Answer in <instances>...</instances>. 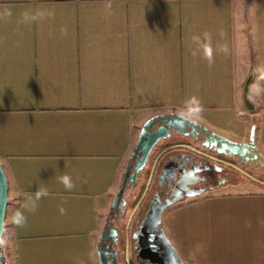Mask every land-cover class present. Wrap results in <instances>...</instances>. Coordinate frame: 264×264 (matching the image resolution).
I'll return each mask as SVG.
<instances>
[{"label": "crops", "instance_id": "crops-1", "mask_svg": "<svg viewBox=\"0 0 264 264\" xmlns=\"http://www.w3.org/2000/svg\"><path fill=\"white\" fill-rule=\"evenodd\" d=\"M204 33L211 64L192 39ZM259 66L264 0H0L7 264H99L98 236L141 125L180 113L190 97L203 108L197 122L233 141L255 122L264 155ZM248 76L251 111L241 99ZM162 226L184 264H264V189L246 181L182 200Z\"/></svg>", "mask_w": 264, "mask_h": 264}, {"label": "water", "instance_id": "water-1", "mask_svg": "<svg viewBox=\"0 0 264 264\" xmlns=\"http://www.w3.org/2000/svg\"><path fill=\"white\" fill-rule=\"evenodd\" d=\"M249 80L250 76L242 84L241 99L245 108L251 111L254 107L249 102L247 95ZM178 115V112L173 111L157 113L147 118L141 125L137 141L130 155V159L124 168L121 184L114 194L108 215L120 208L126 211V197L137 187L140 175L145 170L153 149L173 133L191 139V145L186 148L193 155L203 156L213 162L226 166L228 164L224 159H229L241 166L255 167L257 171L264 172V155L257 151L254 142L255 122H252L249 126L247 140L237 142L209 130L198 122L192 124L190 122L180 121ZM177 147L182 146L179 145ZM167 150L162 151L161 154ZM172 162L173 166L171 168H164L165 171L168 170L169 172L164 171L160 175L161 179L175 177L176 186L171 191L172 198H167L164 202H161L159 197L151 200L142 219L140 221L137 220V226L131 229V238L134 240L133 253L135 252L136 258H140L145 264H184L177 248L164 231L162 214L165 210L181 202L184 198H195L205 191L204 189L192 186L193 181L188 182L183 179V174L194 176L199 171L197 167L192 166L190 169H183L181 172V170L177 171V168H175V163L177 162ZM232 168L236 171H243L237 166H233ZM153 171L154 169L152 168L145 191L137 206L148 190ZM243 172L247 175V172ZM262 184L264 185V183ZM8 202V180L0 164V237H3L4 233L5 213ZM135 209L130 214V217L133 215ZM106 232L112 235V241L117 239L116 229L109 227L108 216L105 218L104 226L97 240L96 252L98 263L121 264L117 259L116 252L113 250L108 251L107 248L109 245L102 243ZM0 260L4 264H7L2 246H0Z\"/></svg>", "mask_w": 264, "mask_h": 264}, {"label": "flooded vegetation", "instance_id": "flooded-vegetation-1", "mask_svg": "<svg viewBox=\"0 0 264 264\" xmlns=\"http://www.w3.org/2000/svg\"><path fill=\"white\" fill-rule=\"evenodd\" d=\"M165 141L166 143L161 146L152 161L149 176L152 168L154 171L148 190L145 192L143 199L137 206L145 191L149 176L145 182L141 197L132 208L133 211L137 206L133 215L130 217L132 211L131 213L127 212V206L129 205L128 200L126 211L125 209L123 210L120 208L113 213L109 215L107 213L106 215V217L108 216L109 227H114L117 231V239L112 241V235H109V232H106L102 243L109 245L107 248L108 251L113 250L116 252L117 259L121 264H145L143 260L136 258L135 252L133 253L134 240L131 238V229L132 227L137 226V220L140 221L142 219L151 200L155 197H159L160 201L164 202L165 199L172 198L171 191L176 186L175 177L160 178V175L165 171L164 168H171L173 166L172 161L177 162L175 163L177 171L181 170L182 172L183 169L188 170L192 166L199 169V171L195 173V177L190 174H183V179L188 182L193 181L192 186L204 189L205 191L203 193L229 182V177L236 171L232 168L233 166H237L241 169L243 167L229 159H224L228 164V166H226L221 163L213 162L203 156L193 155L186 148L187 146H190L192 142L188 137L173 133L169 138L165 139ZM195 143H197V141H195ZM179 145L182 147H177ZM166 149L168 150L161 154V152ZM165 172L168 173L169 171L166 170ZM185 199L187 198H184L183 200ZM0 264H4L3 261L0 260Z\"/></svg>", "mask_w": 264, "mask_h": 264}, {"label": "clouds", "instance_id": "clouds-1", "mask_svg": "<svg viewBox=\"0 0 264 264\" xmlns=\"http://www.w3.org/2000/svg\"><path fill=\"white\" fill-rule=\"evenodd\" d=\"M105 7L110 10L111 9V3H107L105 5ZM11 13H8V15H10ZM27 19H32L35 20L37 18H41L45 15V13L43 12H39L35 15H31V14H25ZM47 15H51V13H47ZM61 32L63 35H67V29L63 28L61 29ZM204 41H201V38L199 36H193L192 39L195 43H197L200 46V51H202L204 59H206L209 64H211L213 62V49H212V45H211V36L209 33H204ZM221 51L227 53L228 49L227 46H221L220 48ZM193 55H196V52H193ZM257 71L259 72V79L264 80V66H259ZM262 91H264V89H261L258 86L253 87V92L256 95H259ZM203 111V108L201 106L200 101L198 100L197 97L193 96L190 97L188 100L185 101L184 103V107L183 109L180 111L179 115H178V119L180 121H186V122H190L192 124H196L197 121L200 119L201 117V113ZM59 181L60 183L63 184V186L68 189L71 190L74 187V184L72 183L71 178L68 175H63L61 177H59ZM48 192L46 189L41 188L39 189L36 194H35V198L38 200L41 197L47 196ZM60 212L63 213L64 209L60 208ZM24 217L21 213H17L14 217V222L17 225H23L24 223ZM6 243V241L0 237V246H3Z\"/></svg>", "mask_w": 264, "mask_h": 264}, {"label": "rangeland", "instance_id": "rangeland-1", "mask_svg": "<svg viewBox=\"0 0 264 264\" xmlns=\"http://www.w3.org/2000/svg\"><path fill=\"white\" fill-rule=\"evenodd\" d=\"M166 141H161L152 151L147 166L145 168V170L142 172V174L140 175L137 187L135 188V190H133L132 192H130L127 195V200L129 202V205L127 206V212L131 213L132 208L134 206L135 200L138 198V196L141 194L142 192V188L147 180V173L150 170V167L152 165V161L156 155V153L158 152V150L161 148V146L163 144H165ZM239 165V164H238ZM241 166V165H239ZM242 170L247 172V175L243 172V171H235L233 173V175H231L229 177V182L231 181H235V180H242V181H246L252 185H254V187L260 188V189H264V185L262 183H264V172L261 171H257L255 167H249V166H243ZM248 177V178H247ZM255 180H253V179ZM208 192V191H206ZM137 201V200H136ZM5 240V239H4ZM2 248H4L3 250L5 251V249L7 248L6 243L2 246ZM6 252V251H5ZM5 254V253H4Z\"/></svg>", "mask_w": 264, "mask_h": 264}, {"label": "trees", "instance_id": "trees-1", "mask_svg": "<svg viewBox=\"0 0 264 264\" xmlns=\"http://www.w3.org/2000/svg\"><path fill=\"white\" fill-rule=\"evenodd\" d=\"M148 176H149V171H148V173H147V178H148ZM248 178V177H247ZM143 186V188H142V192H143V189H144V187H145V184L144 185H142ZM141 192V193H142ZM141 197V194L138 196V198L136 199L137 201L139 200V198ZM135 200V203H134V205L137 203V201Z\"/></svg>", "mask_w": 264, "mask_h": 264}]
</instances>
